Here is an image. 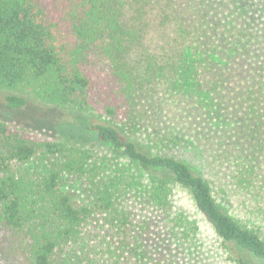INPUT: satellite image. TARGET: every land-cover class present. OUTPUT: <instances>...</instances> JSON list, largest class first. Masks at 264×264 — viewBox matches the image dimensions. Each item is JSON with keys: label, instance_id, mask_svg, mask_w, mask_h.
I'll list each match as a JSON object with an SVG mask.
<instances>
[{"label": "trees", "instance_id": "obj_1", "mask_svg": "<svg viewBox=\"0 0 264 264\" xmlns=\"http://www.w3.org/2000/svg\"><path fill=\"white\" fill-rule=\"evenodd\" d=\"M0 264H264V0H0Z\"/></svg>", "mask_w": 264, "mask_h": 264}, {"label": "rangeland", "instance_id": "obj_2", "mask_svg": "<svg viewBox=\"0 0 264 264\" xmlns=\"http://www.w3.org/2000/svg\"><path fill=\"white\" fill-rule=\"evenodd\" d=\"M5 93L0 91V105ZM0 121L7 122L12 129L24 131L39 139L67 142L80 148H100L102 145L87 130L94 119L66 110H57L31 101L22 113L5 117L0 111Z\"/></svg>", "mask_w": 264, "mask_h": 264}]
</instances>
